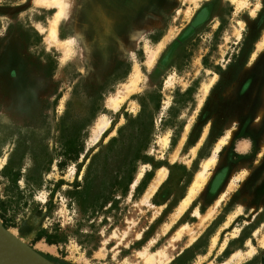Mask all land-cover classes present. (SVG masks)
<instances>
[{"label":"rangeland","instance_id":"374dc122","mask_svg":"<svg viewBox=\"0 0 264 264\" xmlns=\"http://www.w3.org/2000/svg\"><path fill=\"white\" fill-rule=\"evenodd\" d=\"M64 2L57 38L69 42L54 44L55 7L0 0L2 225L54 264H264L262 157L229 159L262 131L264 0ZM41 229L58 242L35 241Z\"/></svg>","mask_w":264,"mask_h":264},{"label":"bare ground","instance_id":"6f19581e","mask_svg":"<svg viewBox=\"0 0 264 264\" xmlns=\"http://www.w3.org/2000/svg\"><path fill=\"white\" fill-rule=\"evenodd\" d=\"M242 1V0H241ZM36 2L38 4H43L49 7H55L56 11L53 14L49 25H48V36H47V40L50 43H68L69 40H65L64 42L58 40L57 38V26L58 23L61 19V16L65 10V2L64 0H36ZM242 3V2H241ZM241 5V4H240ZM154 57V53H152L149 56L148 59V63L150 64L152 62V59ZM140 80V72L139 70L136 68L134 70V72L131 74L129 80L126 83H122L121 88L119 90H117L116 93L110 95L107 99V104L113 109L116 110L120 104L122 103V101L124 100V98L128 95V93L131 91V89L135 88L137 83ZM213 78H211L210 82L205 84L203 86V92L205 93L210 85V83L212 82ZM204 95V94H203ZM109 124V120L108 121H100L96 124V129H97V134H99V132H103L107 126ZM97 136V135H96ZM224 137H221L218 141V143L215 146V150L214 153L211 157L206 158V160L203 163L202 168L196 173L195 179L193 180L192 184L190 185L188 192L186 194V196L184 198H182V200L179 202V204L176 207L174 216L178 217L179 215H181L188 207V205L190 204L193 196L201 189L202 185L205 183L206 181V176L208 173V169L211 167L213 161H214V156L216 151H218L221 143L224 140ZM167 138H163L161 139V142L163 144H165ZM143 174V169H141L137 174L136 177L132 183V187H134L138 180L141 178ZM166 176V169L165 167H161L157 170L155 178L153 179L152 183L150 184V188L148 189L146 195H145V199H147L149 197V195L156 189V187L164 180ZM194 215H200L198 214L197 210H195ZM215 240V239H213ZM213 244V243H212ZM254 247H251L250 250L246 251L244 254L251 256L252 253L254 252ZM242 252L240 251H236L234 252L228 259L229 262H239L240 259H242ZM227 264V263H226Z\"/></svg>","mask_w":264,"mask_h":264},{"label":"water","instance_id":"95a60500","mask_svg":"<svg viewBox=\"0 0 264 264\" xmlns=\"http://www.w3.org/2000/svg\"><path fill=\"white\" fill-rule=\"evenodd\" d=\"M0 264H54L11 234L0 222Z\"/></svg>","mask_w":264,"mask_h":264},{"label":"flooded vegetation","instance_id":"af4514ba","mask_svg":"<svg viewBox=\"0 0 264 264\" xmlns=\"http://www.w3.org/2000/svg\"><path fill=\"white\" fill-rule=\"evenodd\" d=\"M261 128H262V131H261V133H260V135L258 134V135H256V133L255 132H253V133H251V132H248V131H246L247 132V134H245V135H247V137H248V140H247V149L245 150V155H242V156H236V155H234V151H239L237 148H232V152H230V156H229V159H230V164L232 163V162H236V163H238V162H240V161H245L246 159H248V158H251V160L253 159V157L254 156H261L262 158H261V162L263 161V165H264V152H262V153H258V149H259V147L262 145V146H264L263 145V143H264V141L263 140H260L259 138H258V136H261V137H264V120H263V122H262V124H261ZM242 134H244L245 132L244 131H242L241 132ZM246 142V141H245ZM234 145V144H233ZM240 158V159H239ZM235 159V160H234ZM239 159V160H238ZM250 162V161H249ZM249 164H251V162L249 163Z\"/></svg>","mask_w":264,"mask_h":264},{"label":"trees","instance_id":"16d2710c","mask_svg":"<svg viewBox=\"0 0 264 264\" xmlns=\"http://www.w3.org/2000/svg\"><path fill=\"white\" fill-rule=\"evenodd\" d=\"M77 157H78V151H77V150H73V155H72V157H71L70 159H72V160H76ZM58 165L60 166V163H59ZM128 184H129V183H128ZM108 198H109V197H103V198H102V202H104V203L108 202V200H109ZM45 233H46V232H44L43 229L39 230V231L36 233L34 240H35V241H38V240L44 238L45 241H46V243H48V244H53V243H57V242H58L57 240H52V239H51V236L48 235V234H45Z\"/></svg>","mask_w":264,"mask_h":264}]
</instances>
